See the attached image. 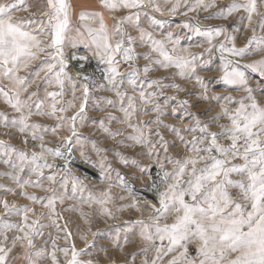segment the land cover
<instances>
[{
    "label": "rangeland",
    "instance_id": "obj_1",
    "mask_svg": "<svg viewBox=\"0 0 264 264\" xmlns=\"http://www.w3.org/2000/svg\"><path fill=\"white\" fill-rule=\"evenodd\" d=\"M4 2H10V0H4ZM237 2H243V0H237ZM157 3L162 9L161 12L154 11L150 6L143 10L122 9L117 12V20L132 15L135 11H140L139 28L151 33L154 39L164 41L166 50L173 56H184L190 59V54L195 55L193 64L195 71L175 66L164 68L150 64L153 70L145 76L143 68L149 64V61L144 60L142 54L150 53L151 58H163L158 53L150 52L151 42L147 40V37H145V43L140 42V32L135 27V21L125 22L122 28L136 38L134 47L138 56L134 62H124L120 55L116 57V60L119 61L118 70L122 74L118 80L123 79L124 81L120 85V90L126 93L124 107L128 106L127 97L130 96L134 98L136 109L131 118L126 119L124 113L120 111L119 99L115 92L109 90L110 86L104 79L107 74V65L101 62L93 47L86 48L84 46L89 41L86 30L81 28L80 20L70 12L71 31L67 34L63 50L68 62L66 71L71 80H65L63 95L57 97V100L60 101L57 107H67L69 101L75 104V107L70 108L67 112H58L57 116L71 117L79 111L80 104L84 100V85L87 84L89 98L82 117L75 122L77 136H72L69 130L71 120L61 121L47 115L34 114L30 119V123L42 126L37 131L43 137V141L32 139L30 132L21 133L11 125L5 127L0 121V140L10 144L17 152H24L28 156V162L23 166L24 171L17 172L16 169L3 163L5 157L0 154V185L3 186L0 187V201L6 200L10 205L18 207L28 206L34 211L28 213L27 223L32 225L33 221H38L39 224L46 225L39 229L42 235L33 237L35 249L28 248L26 241H16V246L12 247L13 238L24 235L23 232H19L15 228L6 231V235L9 237L6 241L0 235V242H3L5 247L12 248L8 254L7 264H28V260L25 258L26 254L32 253L36 249L45 250V257L39 261V264H52L50 253L53 251L56 253L59 264H66V260L71 258L73 245L77 251L86 249L88 255H83L79 259L91 260L92 264H144L145 258L149 262L154 258L155 249L152 242L141 237V233L144 231H148L150 234L154 233V228H145V225L150 226L155 223L150 219L154 213L149 205L159 206L157 190L153 185H156L159 191H163L166 187L161 183L163 173H172L175 168L171 161L183 160L192 155L188 142L192 140L193 135L197 137L202 135L198 131L195 133L188 131L190 126L195 125L194 117L199 118L202 124H209V131L212 132H220V124L230 125V121L226 117L222 116L218 121H213L212 117L222 113V105L234 110L238 107L235 101L240 100L246 93L226 84L222 79V53L219 45L224 43L227 47H231L234 43L237 48L244 47L252 35V29L257 26L260 19L254 15L250 24L247 14L243 10L234 13L227 20L215 18V14L221 8L232 3V0H216L217 6L208 11H204L202 8L188 11L187 7H181L176 14L169 12L172 6L171 2L157 0ZM188 4L194 6L195 0H188ZM26 6L28 10H17L14 13V18L34 21L32 24L25 23V27L37 34L40 40L50 42V37L45 34L50 31L46 26L47 19L40 15L46 10L45 0H26ZM259 10L264 12V6H260ZM152 19L159 23H151ZM42 24L44 25L43 32H41ZM114 24L115 22L109 31L113 29ZM220 27H223L225 32L214 36L209 43L207 33ZM77 29L84 33L83 37L77 32ZM169 34L172 35V41L167 39ZM256 35H264V32L257 31ZM226 37L233 39L226 40ZM120 39V36H114L112 42L115 43ZM73 40L79 45L78 47H72L71 41ZM177 41L176 49L173 51V44ZM125 46H127V41ZM78 48H84L87 52L84 55L77 52V59H72V50ZM46 51L52 50L47 49ZM223 55L227 56V53ZM80 57L86 58L80 59ZM88 58L96 62L94 67L83 65ZM227 58L235 59L234 57ZM259 58V55L245 57L241 63H248ZM50 59L49 56L42 53L39 59L31 63L27 71L22 70L17 73V75L25 77L26 82L30 85L27 92L21 94V99H25L29 93H36L28 101L34 113L35 105L39 101L44 102V112L50 111L52 101L47 97V93L60 91V87L54 82L49 84L45 73L40 71L44 67L43 62ZM133 68L140 70V76L135 85H130L128 83V80L131 79L129 74ZM181 71H184L185 75L182 76ZM36 72H39V76L35 75ZM85 76L90 79L85 80ZM196 77H200L203 86L197 82ZM152 80H159L162 85H179L183 91H178L174 87H159L157 85L150 87L149 84ZM258 80L259 77L253 75L250 78V84L255 90L254 95L258 101L264 104V89L257 86ZM101 84L105 87L100 88ZM14 87V81L6 78L3 70H0V88L10 91ZM141 91L145 94L154 92L155 95H146L150 102L144 103L140 97ZM204 96H207L208 99H204ZM216 96L221 99H213ZM227 96L233 97V102L225 100L224 97ZM109 100H112L114 105H110ZM183 101L188 103L184 104ZM244 103L247 104L249 101L245 100ZM156 105L160 106V112L153 111ZM0 113H6L9 117L19 115L5 103L2 95H0ZM109 114L117 117V120H109ZM101 121L112 133L119 130L120 135H116L114 138L109 136L100 127ZM129 123L144 131L145 137L153 142L151 148L146 144H137L128 138L139 134L133 128L128 127ZM69 136H72L70 152L66 151L67 143L65 141V138ZM160 137H163V141L160 140ZM42 142L45 148H51L54 151L59 149L64 153V156L55 157L45 152V160L54 167L44 168L42 170L43 177H39L33 173L35 165L30 161L33 152L40 153L42 151L40 147ZM219 142L225 146L230 143L225 137H220ZM203 146L200 145V147ZM81 152L85 155L82 156ZM150 152L151 154H149ZM212 154L216 155L215 152ZM11 159L19 164L16 153L11 155ZM78 163H83L92 171L80 167ZM233 163L240 164L243 161L236 159ZM197 167H203V162ZM5 173L9 175H5ZM53 173L56 174L55 183L46 179ZM14 175H18L21 181H38L41 186L26 184L20 188L11 178ZM231 178L233 180L241 179L234 173ZM183 179L187 181L189 176L186 175ZM74 184L76 185L75 190ZM182 186L186 187L187 185L183 184ZM149 187L153 189V196H144L139 192L141 189ZM5 188H11L14 192H6ZM53 190L57 197L53 207H42V204H47L48 199L53 196ZM229 191L234 197H239V189L231 188ZM22 192L40 199L38 202H34L21 195ZM106 193H110V199L105 195ZM58 197H63V199ZM186 199L188 198L186 197ZM100 200L106 202L98 203L97 201ZM240 202L246 203L245 201ZM4 211L0 204V230H2L3 222L24 227L23 215L5 216ZM173 217L174 214L167 219H161V226L165 223H172ZM25 231H29V229L26 228ZM159 243L160 241L156 240V244L159 245ZM164 243L167 245V241ZM197 243V241H193L187 245L189 258H197ZM63 248L69 249L68 257H65L60 251ZM177 254L172 253L165 256L162 264H168L172 256ZM157 264H161V262L158 261Z\"/></svg>",
    "mask_w": 264,
    "mask_h": 264
},
{
    "label": "snow or ice",
    "instance_id": "obj_2",
    "mask_svg": "<svg viewBox=\"0 0 264 264\" xmlns=\"http://www.w3.org/2000/svg\"><path fill=\"white\" fill-rule=\"evenodd\" d=\"M46 10L40 15L47 19V27L49 32L45 33L50 37V42L42 41L37 34L29 31L25 27V23L32 24L34 21L17 20L14 18V13L17 10L27 11L26 0H10L4 2L0 0V70H3L4 76L9 80L14 81L15 87L10 91H5L0 88V95L4 97L5 103L8 104L18 116L9 117L6 113H0V121L5 127L11 125L17 128L19 132H30L32 139L43 141V137L39 135L38 129L42 126L36 123H30L32 115H47L55 117L58 120H71L70 131L72 136H77L75 122L82 117L85 111L89 98L88 85H84V100L80 104L79 111L71 117L57 116V113L67 112L70 108H74L75 104L71 101L67 102V107H57L60 103L57 97L63 95L65 80H71L66 69L68 62L64 56V44L67 39V34L71 31V5L68 0H45ZM171 2L172 6L169 9L171 14H176L179 8L187 7L188 11H195L196 8H202L208 11L210 8L216 7V0H195L194 6H189L188 0H166ZM101 11L97 12H81L79 19L84 21L83 27L86 30L89 41L84 44L86 48L93 47L95 54L99 56L101 62L107 65L104 79L110 86L109 90L115 92L120 101V111L124 113L126 119H130L132 113L136 110L133 97H127L128 106L124 107L126 93L120 90V85L123 84V79H119L122 74L118 70L119 61L116 60L117 55H120L124 62H134L138 56L135 53L134 41L136 38L129 35L122 28L125 22L132 23L135 21V27L140 32V42L145 43V37L150 41V52L158 53L163 59H155L150 57V53L142 54L143 59L149 61L143 68V74L146 76L153 69L150 64H156L164 68L175 66L181 69H194L195 55L190 54L191 58L184 56L176 57L166 50L164 41L156 40L152 34L139 28L140 11H135L132 15L124 16L116 20L115 13L122 10H143L145 7H152L154 11L161 12L162 9L157 3V0H99ZM260 6H264V0H243L237 2L232 0V3L221 8L215 18L227 20L236 12L243 10L247 14V19L251 24L253 16L256 15L260 19L257 26L252 29V35L248 39L244 47L237 48L233 43L231 47H227L224 43L219 45L222 60V71L224 82L230 86H234L246 93L240 100L235 101L238 104L234 110L227 107H222V113H218L212 117L213 121H218L221 117H226L230 121V125L220 124V132L209 131V124L201 123L199 118L194 117L195 125L190 126L188 131L193 133L200 132L202 135L197 137L193 135L191 141L188 142L191 156L183 160L171 161L175 168L172 173L164 172L161 177V183L166 187L163 191H159L156 185H153L158 194V205H149L154 215L150 219L154 220L153 225H145V228H154V233L144 231L141 237L144 240L151 241L155 249V256L148 261L144 260V264H157L163 262L165 256L172 253L173 255L168 261V264H264V104L258 101L254 95V88L250 84V78L255 75L259 77L257 86L264 89V35H256L257 31L264 32V12L259 10ZM107 12L112 16L115 24L113 29L109 28L105 22L104 13ZM186 14V13H185ZM35 15V14H33ZM211 18V17H210ZM42 23V22H41ZM151 23L156 24L159 21L152 19ZM98 25V26H97ZM44 25L42 24L41 32ZM198 31V29H197ZM77 32L83 37L84 33L77 29ZM225 29L223 27L215 28L207 33L208 42L214 36H219ZM114 36H120V40L112 42ZM167 39L172 41V35L169 34ZM233 39L226 37V40ZM127 41V46L125 42ZM176 43L173 44V51L176 49ZM72 47H78L76 41H71ZM51 49L52 51H46ZM45 54L51 59L44 61V67L40 71L45 73L49 84L53 82L60 87V91H52L47 93V97L51 98V109L48 112L43 111L44 102L36 103L35 113L28 103L32 96L36 93H29L25 99H21V94L26 93L29 83L25 77L17 75L20 71H27L34 60L39 59L40 54ZM227 53V56L223 55ZM259 55V59H253L248 63H241L245 57ZM227 57H234L229 59ZM85 57H80L84 59ZM72 59H77L73 56ZM185 75L184 71L180 73ZM39 76V72L35 73ZM131 79L128 80L130 85H135L136 80L140 76V70L133 68L129 74ZM85 80L90 78L85 76ZM197 82L203 83L200 77H196ZM157 85L159 87H174L178 91H183L179 85H162L159 80L150 81L149 86ZM104 88L105 85H99ZM147 96L155 95V93L145 94L140 93L144 103L150 101ZM204 99H208L204 96ZM219 100L221 97H213ZM228 102H233V97H224ZM247 100L249 103L245 104ZM110 105H114L112 100H109ZM182 103L187 104V101ZM153 111L160 112V106L156 105ZM109 120L115 121L117 117L109 114ZM62 126V125H61ZM103 131L107 132L113 138L120 135V131L112 133L104 126L103 121L100 123ZM139 133L128 138L137 144H146L150 148L153 145L151 140L145 137L144 131L131 123L128 124ZM55 132V129H53ZM151 134V133H150ZM158 135V134H157ZM72 136L66 137V151H71ZM220 137H225L230 143L225 146L219 142ZM163 141V137H160ZM200 145H204L200 147ZM95 147V145H93ZM42 151L40 153L33 152L31 155V164L35 165L33 173L39 177H43L44 168L54 167L47 163L44 153H50L55 157H63L64 153L59 149L55 151L51 148H45L43 142L40 144ZM215 152L216 155L212 153ZM16 153L19 158V164L11 159V155ZM0 154L5 159L3 163L17 170L24 171V164L28 162V156L24 152H17L10 144L0 140ZM151 154V152L149 153ZM206 154V155H205ZM81 155L85 154L81 152ZM240 159L243 163H233L234 160ZM40 161H44L41 163ZM126 163V161H124ZM203 162V167H197ZM103 167V166H102ZM241 177L239 180H233L232 174ZM5 175H9L5 173ZM189 176L187 181H184L185 176ZM11 178L23 188L26 184H31L40 187L38 181H21L18 175ZM51 183L56 182V174L53 173L46 177ZM172 182L169 183L168 181ZM186 184V187L182 185ZM0 187H3L0 185ZM76 185H73L75 190ZM239 189V197H234L229 189ZM6 192H14L11 188H5ZM21 195L34 202H38L40 198L22 192ZM110 199V193H106ZM186 197L188 199H186ZM55 190L53 196L48 199L47 204H42V207L52 208L54 205ZM63 199V197H58ZM240 201H245L242 204ZM98 203H105L100 200ZM4 208V215H23L25 221L24 227H18L15 224L3 222L0 235L4 240H8L6 231L17 229L23 232V236H15L13 238L12 247L16 246V241H26L27 247L35 249L33 237L42 235L39 229L46 225L39 224L38 221H33L32 225L27 223L29 212L34 210L28 206L18 207L10 205L8 201H0ZM172 223H165L161 226V219H167L173 215ZM55 224V221H53ZM58 227V226H57ZM29 231H25V229ZM84 238V237H82ZM159 240V245L156 244ZM167 241V245H165ZM193 241H197V258H189L187 245ZM23 246V245H22ZM12 248L4 246L0 242V264H7L8 254ZM65 257L69 256V249H60ZM148 251V249H145ZM88 255L86 249L77 251L75 246L71 249V258L66 260V264H92L91 260H81L79 257ZM52 264H59L55 251L50 253ZM35 257V258H34ZM45 257L44 249H36L32 253L26 254L28 264H39V261Z\"/></svg>",
    "mask_w": 264,
    "mask_h": 264
},
{
    "label": "crops",
    "instance_id": "obj_3",
    "mask_svg": "<svg viewBox=\"0 0 264 264\" xmlns=\"http://www.w3.org/2000/svg\"><path fill=\"white\" fill-rule=\"evenodd\" d=\"M68 2L71 5V13L73 16H75V18L79 19L80 13L81 12H97V11H101L100 6H99V0H68ZM116 20H117V15L118 13L116 12L115 14ZM104 18H105V22L108 26V28L110 29L112 24L115 22L112 18L111 15H109L107 12L104 13ZM82 27L84 25V21H81ZM98 26V25H97Z\"/></svg>",
    "mask_w": 264,
    "mask_h": 264
},
{
    "label": "bare ground",
    "instance_id": "obj_4",
    "mask_svg": "<svg viewBox=\"0 0 264 264\" xmlns=\"http://www.w3.org/2000/svg\"><path fill=\"white\" fill-rule=\"evenodd\" d=\"M79 53V52H78ZM82 55H84V54H82ZM86 58V57H85ZM95 64H96V62L94 61V60H91L90 58H88L86 61H85V63L83 64V65H85L86 67H87V65H89V66H91V67H94L95 66ZM73 162V161H72ZM78 165L80 166V167H82V168H84V169H86V170H88V171H92L89 167H87L86 165H84L83 163H78ZM95 172V171H94ZM96 176V175H95ZM153 189H152V187H149V188H143V189H141L139 192L141 193V194H143L144 196H153L154 195V193L152 194V191ZM156 197V196H155Z\"/></svg>",
    "mask_w": 264,
    "mask_h": 264
},
{
    "label": "built area",
    "instance_id": "obj_5",
    "mask_svg": "<svg viewBox=\"0 0 264 264\" xmlns=\"http://www.w3.org/2000/svg\"><path fill=\"white\" fill-rule=\"evenodd\" d=\"M73 52H72V55L73 56H77V52H79V53H81V54H85L86 52H87V50L86 49H84V48H78V49H74V50H72ZM72 56V57H73ZM79 57V56H78Z\"/></svg>",
    "mask_w": 264,
    "mask_h": 264
}]
</instances>
